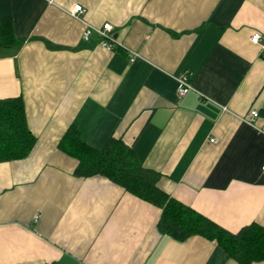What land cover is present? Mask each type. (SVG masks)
<instances>
[{
    "label": "crops",
    "instance_id": "obj_1",
    "mask_svg": "<svg viewBox=\"0 0 264 264\" xmlns=\"http://www.w3.org/2000/svg\"><path fill=\"white\" fill-rule=\"evenodd\" d=\"M2 19L0 99H23L37 141L0 162V264H237L162 234L160 208L78 176L59 143L71 128L96 150L122 140L171 197L233 233L264 227V0H0ZM105 23L113 50L83 39Z\"/></svg>",
    "mask_w": 264,
    "mask_h": 264
},
{
    "label": "trees",
    "instance_id": "obj_2",
    "mask_svg": "<svg viewBox=\"0 0 264 264\" xmlns=\"http://www.w3.org/2000/svg\"><path fill=\"white\" fill-rule=\"evenodd\" d=\"M15 42L10 20H0V44ZM37 141L31 132L22 98L0 99V162L22 160ZM59 147L78 162L80 177L103 176L140 199L161 209L157 229L183 242L198 236L215 242L237 264L264 262V227L252 223L230 232L158 187L160 175L146 169L122 140L112 139L101 150L86 144L74 128Z\"/></svg>",
    "mask_w": 264,
    "mask_h": 264
},
{
    "label": "built area",
    "instance_id": "obj_3",
    "mask_svg": "<svg viewBox=\"0 0 264 264\" xmlns=\"http://www.w3.org/2000/svg\"><path fill=\"white\" fill-rule=\"evenodd\" d=\"M85 12L84 8L81 5H75L73 6L71 10V14L73 16H78L80 14H83ZM95 31L99 37L101 38V45L102 47L113 50L116 46H119L120 43L117 41L116 37L113 34V26L110 23H105L102 27L99 28H92L87 27L85 31L83 32V39L85 41H88L92 35V32ZM263 37L260 33H254L251 36V42L256 45H260L262 43ZM132 56L130 58L131 62H134L137 55L133 52ZM177 92L180 97L185 96L187 93L193 90V86L191 85L188 76L182 75L177 78ZM251 116L253 119L257 118L259 116V112L254 110L251 112ZM214 142V140H211ZM264 170V166H263Z\"/></svg>",
    "mask_w": 264,
    "mask_h": 264
}]
</instances>
